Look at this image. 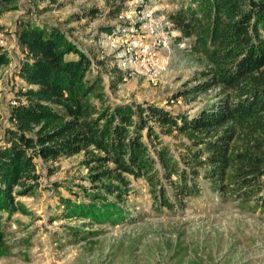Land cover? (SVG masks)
<instances>
[{
    "label": "trees",
    "instance_id": "16d2710c",
    "mask_svg": "<svg viewBox=\"0 0 264 264\" xmlns=\"http://www.w3.org/2000/svg\"><path fill=\"white\" fill-rule=\"evenodd\" d=\"M17 1L0 0V15L18 9ZM168 18L174 40L185 41L202 64L173 97L213 92L193 114L107 103L83 48L55 25L18 21L12 35L23 51L16 70L22 85L13 92L16 105L10 100L5 121L0 118V215L21 209L16 197L38 185L39 164L79 153L85 165L95 164L83 188L89 201H60L98 222L125 217L122 203L137 178L147 183L156 207H184L204 181L219 197L250 198L264 208V0H188ZM115 28H101L96 42ZM10 61L0 46V67ZM5 247L0 226V252Z\"/></svg>",
    "mask_w": 264,
    "mask_h": 264
},
{
    "label": "rangeland",
    "instance_id": "374dc122",
    "mask_svg": "<svg viewBox=\"0 0 264 264\" xmlns=\"http://www.w3.org/2000/svg\"><path fill=\"white\" fill-rule=\"evenodd\" d=\"M183 2L188 0H18V9L0 15V38H8L0 46L11 57L0 67L1 120L6 119L13 92L22 85L16 70L23 51L12 37L22 18L55 25L83 48L93 61L89 75H100L107 103H151L173 113L193 114L213 100V92L191 100L173 97L202 69L173 37L169 56L131 72L123 70L120 58L116 60L121 46H99L95 40L101 28L128 24L119 16L132 14L139 6L168 17ZM113 4L120 5L119 12H111ZM164 139L173 141L169 136ZM83 160L79 153L38 165V185L16 197L21 209L10 217L0 215L6 234L0 264H264V208L250 198L219 197L204 181L200 194L184 207L166 208L153 204L145 180L132 179L122 203L126 215L116 222H98L67 210L61 198L89 201L83 188L90 186L95 164L87 166Z\"/></svg>",
    "mask_w": 264,
    "mask_h": 264
},
{
    "label": "built area",
    "instance_id": "2783aa9c",
    "mask_svg": "<svg viewBox=\"0 0 264 264\" xmlns=\"http://www.w3.org/2000/svg\"><path fill=\"white\" fill-rule=\"evenodd\" d=\"M119 17L126 19L128 24L117 25L113 31L105 32L97 43L99 46L122 47L116 53V60L120 58L124 71H136L147 64H155L164 55L169 56V39L174 38L177 32L171 29L168 17L157 16L151 8L144 6L137 7L132 14H121ZM5 40L8 38H0V43L4 44ZM178 45L185 48L186 42L181 41ZM10 104L16 105V101L12 99Z\"/></svg>",
    "mask_w": 264,
    "mask_h": 264
},
{
    "label": "crops",
    "instance_id": "0c3cea01",
    "mask_svg": "<svg viewBox=\"0 0 264 264\" xmlns=\"http://www.w3.org/2000/svg\"><path fill=\"white\" fill-rule=\"evenodd\" d=\"M98 44V43H97ZM99 45V44H98Z\"/></svg>",
    "mask_w": 264,
    "mask_h": 264
}]
</instances>
